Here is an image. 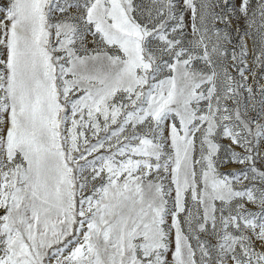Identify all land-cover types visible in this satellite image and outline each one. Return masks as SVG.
I'll use <instances>...</instances> for the list:
<instances>
[{"label":"snow or ice","instance_id":"snow-or-ice-1","mask_svg":"<svg viewBox=\"0 0 264 264\" xmlns=\"http://www.w3.org/2000/svg\"><path fill=\"white\" fill-rule=\"evenodd\" d=\"M0 264H264V0H0Z\"/></svg>","mask_w":264,"mask_h":264}]
</instances>
